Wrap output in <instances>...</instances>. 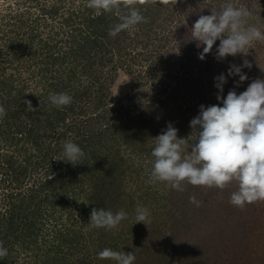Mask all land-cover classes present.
Here are the masks:
<instances>
[{
	"label": "rangeland",
	"instance_id": "rangeland-1",
	"mask_svg": "<svg viewBox=\"0 0 264 264\" xmlns=\"http://www.w3.org/2000/svg\"><path fill=\"white\" fill-rule=\"evenodd\" d=\"M16 1L0 0V39L7 29L3 18H13ZM66 2L77 15L60 36L42 26L31 46L12 45L6 37L0 50V79L31 76L27 88L20 86L19 118L0 119V241L8 249L1 264H115L97 258L105 248L134 252V264H264V202L241 211L229 203L235 184L223 191L184 184L180 192L150 181L154 138L169 123L178 138H187L201 105L223 106L216 98V77L224 74L227 80L224 98L264 79V42H256L246 56L218 61L217 41L201 61L203 47L186 42L192 26L200 15L232 2L246 6L250 23L264 30V0H156L140 6L146 22L118 33L120 44L104 52L84 50V41L107 42L119 18L95 15L87 0ZM51 4L48 0L46 8ZM52 18L39 21L49 25ZM67 25L74 42L66 41ZM245 59L252 67H242L248 79L236 87L239 77L227 75L229 66H242ZM52 93H67L71 104L52 105ZM25 100L35 114L26 110ZM66 141L84 152L73 166L80 174L66 177L64 191L55 190L46 181L67 173L60 163ZM191 196L203 206L191 204ZM137 206L149 210L150 224L135 222ZM93 208L123 210L128 218L112 230L93 228L88 224ZM4 226L13 227L16 238L5 236Z\"/></svg>",
	"mask_w": 264,
	"mask_h": 264
},
{
	"label": "clouds",
	"instance_id": "clouds-1",
	"mask_svg": "<svg viewBox=\"0 0 264 264\" xmlns=\"http://www.w3.org/2000/svg\"><path fill=\"white\" fill-rule=\"evenodd\" d=\"M156 0H87V7L95 15L111 13L119 18L110 31L116 36L121 31H134L146 22L141 7L151 5ZM168 4L169 0H161ZM177 0H175V4ZM123 10V11H122ZM210 15H200L191 28V39L196 47H203L199 59L203 61L213 46L219 41L216 59L223 60L237 54L247 55L256 42H264V30L250 23L251 11L244 5L236 6L228 2L217 10H210ZM242 67L251 68L245 59L242 66L230 65L227 75L238 76L239 86L248 79L242 73ZM215 87L219 93L217 100L222 107L200 106L199 115L190 122L191 134L187 138H178V130L171 123L166 131L154 140L152 150V168L150 181L164 183L176 191L183 192L184 184L221 191L235 184L236 190L230 195L229 203L241 211L246 205L264 202V79L254 80L246 91L237 95L230 90L223 97V85L227 83L224 74L216 77ZM52 105L63 107L71 104L72 97L67 93H52L49 96ZM26 110L36 111L30 101L25 100ZM7 115L0 106V119ZM191 142V143H190ZM190 149V150H189ZM62 156L73 166L84 156L83 150L72 141L63 144ZM190 203L199 208L203 202L195 196ZM128 218L123 210L113 213L104 208H93L88 224L97 229L112 230ZM135 222L150 224V212L137 206ZM8 249L0 243V259L7 257ZM100 260H111L115 264H134V252L114 251L105 248L97 254Z\"/></svg>",
	"mask_w": 264,
	"mask_h": 264
},
{
	"label": "trees",
	"instance_id": "trees-1",
	"mask_svg": "<svg viewBox=\"0 0 264 264\" xmlns=\"http://www.w3.org/2000/svg\"><path fill=\"white\" fill-rule=\"evenodd\" d=\"M48 2V0H17L16 1V7L17 10H15V14L13 16L12 19H10L8 21L7 18H3V22L5 24H3L4 28L7 29H3L6 32L1 36L0 41V50H5V44L2 45V43L4 42V40L6 39V37L8 38V40L11 42V44L13 45L14 43H17L16 46H21L20 44H28L31 46V42L34 40V37L41 35V32L39 31V29L43 26L45 28H48L51 32H56L53 35H59L61 34V32L58 33L59 30H65V24L68 23V21L71 23L73 18H76L75 15H77L76 10H74V8H72L71 6H67L68 3L66 2V0H51V6L49 7V9L46 8V3ZM59 4H66V7L60 6L58 7ZM87 10V9H86ZM69 14V15H68ZM1 16V15H0ZM52 16L54 18H52ZM5 17V16H4ZM58 17L63 18V23H59ZM1 18V17H0ZM40 18L45 21L46 18L49 19H53V23H50L49 25L41 23L39 20ZM5 20V21H4ZM71 26V24H70ZM70 26L67 25V28L69 29V31L67 33H69V36L67 37V40H70L74 42V35H72L71 30H70ZM1 30V31H3ZM11 34V35H10ZM106 34V33H105ZM106 36V35H105ZM47 38V37H46ZM50 39H52V36L50 37ZM92 39L94 40L93 42L87 40L84 41V50L89 49L90 51H101L104 52L105 49H103L104 47H109L111 49V47L114 48V46H112L111 44L114 43V45H119V43H115V38L112 37L111 39L109 37H107V42H103L100 39H95L92 37ZM17 41V42H16ZM28 41V42H26ZM26 42V43H25ZM42 42H46L45 41H41ZM82 43V42H81ZM93 43V44H92ZM105 44V46H103V44ZM82 45V44H81ZM44 47V46H42ZM41 48V47H40ZM39 48V49H40ZM74 50H77V48L74 49L73 47V53ZM52 60L55 61L54 58L55 55H51ZM1 62V61H0ZM2 64V63H0ZM17 74V72H16ZM24 73H19L17 76L12 75V76H8V77H4L2 79H0V95H2V99H4L3 101L8 102L7 104L9 105L8 109L6 110L7 115L5 116L6 118H14V119H18L19 118V114H20V110H19V101H21L22 95L21 93H23V88H21L20 86L22 85V83L24 84V86L27 88V84H29V82H26L27 80L31 79V76H23ZM36 84V86H38L39 82L36 83H32L30 85H34ZM16 94V95H15ZM15 102V104H14ZM12 104L16 105V106H12ZM21 107V106H20ZM36 111H33L31 114H35ZM14 133H12L13 135ZM1 136V135H0ZM2 137V136H1ZM50 151V148L48 149ZM64 160V157L61 158L60 163L62 164L61 167L63 168H67V173H60L58 172L57 176H54L53 178L51 177L50 179H48V181H46L48 184H55L54 187L55 190L58 189H62L64 188L62 191L65 190L66 188V177H71V179L75 178V176H77L76 174H80V173H75V169L73 168V165H69L71 163H67ZM84 162V161H82ZM70 175H67V174ZM71 183V182H70ZM57 184V185H56ZM69 186V185H68ZM67 186V187H68ZM71 188V187H70ZM96 189V187L94 186V190ZM51 196H56L55 194L51 193ZM57 201V199L55 198V202ZM56 204V203H55ZM53 204V205H55ZM52 205V203H51ZM52 205V206H53ZM15 213V211H14ZM13 218V216H12ZM26 222V220L24 221ZM31 223L28 222V225H30ZM25 225V223L23 224V226ZM5 227V226H4ZM28 227V226H27ZM13 227H8V228H2V231H4V235H10L14 238H16V234L14 232H11V230H13ZM3 235V236H4ZM29 237V235H27ZM18 239V238H17ZM25 239H27L25 237ZM1 243V241H0ZM1 264V262H0Z\"/></svg>",
	"mask_w": 264,
	"mask_h": 264
}]
</instances>
